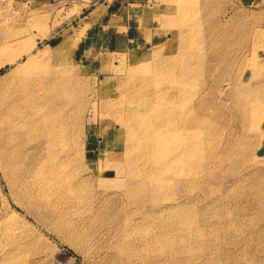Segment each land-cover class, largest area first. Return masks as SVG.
I'll return each instance as SVG.
<instances>
[{"label":"rangeland","instance_id":"1","mask_svg":"<svg viewBox=\"0 0 264 264\" xmlns=\"http://www.w3.org/2000/svg\"><path fill=\"white\" fill-rule=\"evenodd\" d=\"M85 1L86 11L77 0H0V34L21 56L0 69V97L16 70L36 72L40 103L49 99V119L83 156L70 169L81 190L63 196L65 222H58L23 187L30 160L49 156L45 126L39 120L24 146L12 142L3 132L9 98H0V260L13 257L0 264H264V0H150L137 15L145 14L152 41L119 46L99 24L101 9L93 11L104 0ZM184 65L195 67L192 76L179 74ZM47 77L61 84L52 87ZM71 82L75 91L63 94ZM135 96L150 107H138ZM172 105L205 122L209 143L189 171L200 181L174 196L170 188L163 200H130L121 183L128 176L115 171L110 127H121L120 113L131 118ZM137 165L135 175L149 169L143 159ZM169 198L177 199L175 211L165 207ZM67 222L74 230L64 233Z\"/></svg>","mask_w":264,"mask_h":264},{"label":"bare ground","instance_id":"2","mask_svg":"<svg viewBox=\"0 0 264 264\" xmlns=\"http://www.w3.org/2000/svg\"><path fill=\"white\" fill-rule=\"evenodd\" d=\"M176 1L183 3L182 0ZM182 12L183 8L178 7L175 9L174 16H170L174 19L175 23L180 19ZM193 35L196 37V32H193ZM7 38H9L8 35L3 34L1 36L0 34V69L8 64L17 65L19 62L17 60L21 57L20 54H14L13 49H11L12 42ZM198 42L200 41L197 40L195 43L194 51H196ZM186 51L190 53L192 47H187ZM46 53L47 52H44V55H46ZM148 57L149 55L146 54L138 65L147 62ZM34 59L35 58L30 57L29 62L34 61ZM144 70L146 78L153 75L147 67ZM194 71H196L194 66L184 65L180 68L179 74L182 77H186L190 72V76H192ZM11 74L13 75V72L9 75ZM14 76L15 79L12 84L5 88V91L0 97L5 100H7V97L9 98L7 103L9 107L8 114L6 112L8 124L5 125L6 128L4 127L3 132L8 133L7 138H11L12 142L16 139L18 140L17 144L19 146H24L23 142L25 135L34 130L39 120L45 126L46 146L50 149L49 156L46 161L39 163L30 160L31 166L28 167L24 173L23 187L31 203H36V206H42L47 210L45 213L48 211L52 212L58 222L61 221L64 223V210L62 206H59V203H62L61 200H65L63 196L66 194L73 198L79 194L81 185L75 183L76 174L71 173L70 169L80 162L82 164L83 156L82 154L78 155L75 150L76 147H70L64 144L62 135L66 131L61 127L62 124H60L58 120L53 121L49 119L48 116L51 115L49 99L47 97L44 98L43 103L45 107L40 103V99H38L40 98L39 92L34 88L36 85L37 73L34 71L25 72L23 69H19L16 70ZM70 78L71 80L75 79L74 75ZM46 81H49V85L52 87H55V82L58 83L56 79H51L49 77L46 78ZM60 84L61 82L56 85ZM56 90L60 93V87H57ZM182 90V88H179L180 92ZM74 91L75 88L72 82L64 84V88L61 89V92L68 96ZM130 94L133 93L129 92L127 96ZM130 99L134 100V102H138V107L148 106V100L146 99H140L137 96L130 97ZM106 106H110L109 101ZM149 107L150 106L147 108ZM171 109L170 111L155 112L153 114L148 110H143L139 113H134L131 118H129L131 111L128 112L125 118L122 113H120L119 116H116L122 123L119 129L110 127L112 124L110 119H107L105 122V126L110 127L109 139L113 145L115 163L118 164V169L115 171L118 176H128L124 181H121V183L124 186L126 195L132 197L130 200L134 199L141 201L148 197H153L156 200H163L164 195H166L170 188L172 190V192H170L174 196L177 190L182 187L189 188L192 182L196 180L194 175L189 174V171L190 168H192V159L198 154L200 161L204 157V151L209 143V141H207L208 137L207 139L202 137L205 133L203 129L205 122L185 117V113L175 109L173 105ZM112 119H114V116H112ZM125 132L127 134L126 141L123 139V133ZM193 134L195 135V139L197 138L195 147L194 144L192 146L188 144L193 138L190 135ZM137 155H142V157H137ZM124 158L126 161H124ZM120 159L122 160L121 164ZM139 159H143L145 164L149 165V169L135 175L134 170L138 167L137 161ZM213 160L219 162V164L222 163V161H220L221 159H216L214 157ZM203 178L205 179V176ZM198 181H200V179L196 180V182ZM57 199L58 201H56ZM169 200L171 205H166L165 207L168 208L169 211H175L176 207H174L173 204H175L174 202H176L177 199L169 198ZM73 228L74 227H70L67 222L66 230H63V232L69 233ZM153 238V242L156 241L155 243L157 244L161 239L158 237ZM143 246L146 247L147 244ZM148 246H150V243ZM153 248H155V246ZM148 249L150 248L148 247ZM159 252L165 254L164 250L163 252L159 250ZM12 259V256H3L0 262H11Z\"/></svg>","mask_w":264,"mask_h":264},{"label":"crops","instance_id":"3","mask_svg":"<svg viewBox=\"0 0 264 264\" xmlns=\"http://www.w3.org/2000/svg\"><path fill=\"white\" fill-rule=\"evenodd\" d=\"M77 3L84 5L83 10H88L87 1L77 0ZM91 3H93L92 0H90ZM151 7L150 0H104L93 11L101 9L99 24L103 25L106 37H112L116 46L139 41L148 45V42L154 38V32H147L150 26L145 24V14H137ZM141 18L143 23L139 24Z\"/></svg>","mask_w":264,"mask_h":264}]
</instances>
